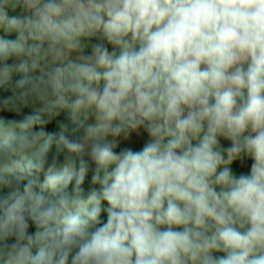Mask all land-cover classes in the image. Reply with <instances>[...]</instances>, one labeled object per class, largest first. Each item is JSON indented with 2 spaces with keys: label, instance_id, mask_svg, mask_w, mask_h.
I'll use <instances>...</instances> for the list:
<instances>
[{
  "label": "clouds",
  "instance_id": "clouds-1",
  "mask_svg": "<svg viewBox=\"0 0 264 264\" xmlns=\"http://www.w3.org/2000/svg\"><path fill=\"white\" fill-rule=\"evenodd\" d=\"M5 113L0 264H264V0H0Z\"/></svg>",
  "mask_w": 264,
  "mask_h": 264
},
{
  "label": "trees",
  "instance_id": "trees-1",
  "mask_svg": "<svg viewBox=\"0 0 264 264\" xmlns=\"http://www.w3.org/2000/svg\"><path fill=\"white\" fill-rule=\"evenodd\" d=\"M0 115H3L4 118H7V119H12V118H17V117H14L12 114H0ZM58 119H64L63 115L61 117H59ZM45 131L47 132H56L58 131L57 127H56V122H52L48 125L45 126L44 128ZM41 144L43 143V141L40 142ZM39 151H40V144H38L32 151V153H30V159L33 160V162L36 161V158L39 154ZM90 178H91V174H89V178H88V181H86V184H85V188H89L90 187ZM102 219H106V215L102 214Z\"/></svg>",
  "mask_w": 264,
  "mask_h": 264
},
{
  "label": "crops",
  "instance_id": "crops-1",
  "mask_svg": "<svg viewBox=\"0 0 264 264\" xmlns=\"http://www.w3.org/2000/svg\"><path fill=\"white\" fill-rule=\"evenodd\" d=\"M144 139H147V135L146 134H144L143 139L136 140L134 138L132 142H130V143H124V144L121 145V147H132L134 150H138L142 146V143H143V140ZM224 143H226V142H224ZM235 170L237 172H239V171H245L246 169H243V168H241V167H239L237 165L236 168H235Z\"/></svg>",
  "mask_w": 264,
  "mask_h": 264
}]
</instances>
